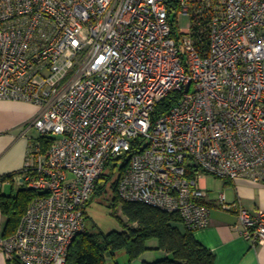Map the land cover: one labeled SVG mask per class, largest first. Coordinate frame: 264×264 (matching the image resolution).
Instances as JSON below:
<instances>
[{
  "label": "built area",
  "instance_id": "obj_1",
  "mask_svg": "<svg viewBox=\"0 0 264 264\" xmlns=\"http://www.w3.org/2000/svg\"><path fill=\"white\" fill-rule=\"evenodd\" d=\"M0 99L40 109L20 171L38 195L0 238L9 261L66 264L109 162L126 164L122 200L207 227L200 173L264 182V0H0ZM219 202L264 243V209Z\"/></svg>",
  "mask_w": 264,
  "mask_h": 264
},
{
  "label": "trees",
  "instance_id": "obj_2",
  "mask_svg": "<svg viewBox=\"0 0 264 264\" xmlns=\"http://www.w3.org/2000/svg\"><path fill=\"white\" fill-rule=\"evenodd\" d=\"M176 20L173 22V32L176 33ZM197 36V35H196ZM199 37V34H198ZM179 94L176 92L163 99L157 107L155 115L167 111L172 103L176 101ZM52 142V139H43L44 147ZM133 149L130 151L132 152ZM118 168L117 161L109 162L99 179L96 191L88 203L92 204L95 196L101 195L106 190V184L110 175L106 172L109 165ZM126 164L120 166L119 175L113 182L111 188L114 191L112 206H121L125 215H113L118 219L121 229H114L109 232L98 230L79 234L69 247L66 264H119L117 252L125 250L129 262L139 258L150 249L165 251V257L159 259L143 260L142 264H215V255L199 242L193 230L188 229L182 218L177 213H171L158 207L140 201H124L117 192L118 179L124 171ZM13 175H4L9 178ZM38 192L23 188L17 196L6 195L0 192V205L4 213L9 216L6 232L3 237L13 234L18 228L27 208ZM115 210V209H114ZM88 216V208L86 217ZM184 224L185 229L180 227ZM156 239L157 246L149 247L148 241Z\"/></svg>",
  "mask_w": 264,
  "mask_h": 264
},
{
  "label": "crops",
  "instance_id": "obj_3",
  "mask_svg": "<svg viewBox=\"0 0 264 264\" xmlns=\"http://www.w3.org/2000/svg\"><path fill=\"white\" fill-rule=\"evenodd\" d=\"M39 113L40 109L34 103L0 99V177L13 173L0 188L3 194L17 196L21 189L26 188L20 171L27 160L30 137L37 135L31 123ZM211 176L215 179L210 182ZM216 178L206 173L199 174V182L206 192L205 203L211 209V219L207 227L193 232L195 238L214 253L215 264H264V243L253 245L242 233L243 226L235 207L223 209L219 204L220 195L224 194L228 203L240 202L251 213L264 209V182ZM16 187L19 188L17 193ZM8 220L9 216L0 205V238L6 232ZM180 227L185 229L184 224ZM156 246L157 243L151 247ZM0 264L17 263L9 261L0 250Z\"/></svg>",
  "mask_w": 264,
  "mask_h": 264
},
{
  "label": "rangeland",
  "instance_id": "obj_4",
  "mask_svg": "<svg viewBox=\"0 0 264 264\" xmlns=\"http://www.w3.org/2000/svg\"><path fill=\"white\" fill-rule=\"evenodd\" d=\"M189 22H190L189 17L187 15H182L180 17V28L187 29V27L189 26ZM33 132L37 134V131L33 130ZM118 168L116 169L113 168V163L107 167L106 172H108V174L110 175V180L106 184L107 185L106 190L101 195L95 196L92 204L88 207V216L86 218L88 232L93 233L98 230L109 232L114 229L122 228L118 219L112 214L113 211H115L116 215L122 216L124 219H126L125 215L122 212L121 206H118L116 208L112 206L114 191L111 188V186L119 175ZM214 179L215 178L211 176V180L209 181L211 182ZM7 190L9 192L10 188L8 187ZM18 190L19 188L16 187L15 193H17ZM156 241H157L156 239L149 240L148 241L149 247L157 243ZM164 255L165 254L161 250L150 249L147 250L145 253H143L139 258L133 260V262L130 263L126 251L120 250L117 252V259L119 264H142L144 258L153 261L155 259L165 257Z\"/></svg>",
  "mask_w": 264,
  "mask_h": 264
},
{
  "label": "water",
  "instance_id": "obj_5",
  "mask_svg": "<svg viewBox=\"0 0 264 264\" xmlns=\"http://www.w3.org/2000/svg\"><path fill=\"white\" fill-rule=\"evenodd\" d=\"M188 90V89H187Z\"/></svg>",
  "mask_w": 264,
  "mask_h": 264
}]
</instances>
